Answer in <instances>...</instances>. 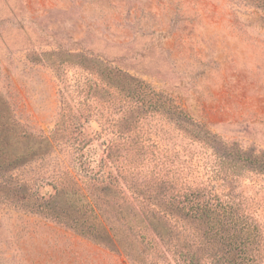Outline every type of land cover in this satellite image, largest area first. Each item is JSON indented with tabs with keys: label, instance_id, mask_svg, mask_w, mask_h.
Returning a JSON list of instances; mask_svg holds the SVG:
<instances>
[{
	"label": "rangeland",
	"instance_id": "obj_1",
	"mask_svg": "<svg viewBox=\"0 0 264 264\" xmlns=\"http://www.w3.org/2000/svg\"><path fill=\"white\" fill-rule=\"evenodd\" d=\"M109 69L161 96L134 97L150 158L170 159L182 188L259 208L264 223V0H0L1 121L18 146L82 115L85 138L108 128L101 139L125 154L109 130L122 107ZM52 151L0 160V264H156L125 232L95 239L60 217L48 184L67 161ZM36 193L45 201L30 206Z\"/></svg>",
	"mask_w": 264,
	"mask_h": 264
},
{
	"label": "trees",
	"instance_id": "obj_2",
	"mask_svg": "<svg viewBox=\"0 0 264 264\" xmlns=\"http://www.w3.org/2000/svg\"><path fill=\"white\" fill-rule=\"evenodd\" d=\"M108 72L110 96L118 94L122 105L121 125L116 131L111 125L109 130L123 143H130L125 154L112 139H101L108 128L85 138L82 115L69 118L66 124L57 122L49 135L31 137L28 147H20L9 138L7 123L1 121L7 111L0 109V160L5 156L14 167L51 149L61 153L67 165L48 184L53 190L48 200L57 202L60 217L76 218L82 233L86 224L87 235L95 239L101 231L120 242L118 233L125 232L144 245L156 264H264V223L256 216L259 208L251 209L229 194L220 198L210 191L180 187L171 160L164 161L160 153H153L151 159L145 134L139 135L137 126L147 111L134 99L136 91L161 96L126 73H120L116 81L118 69ZM63 135L69 139L63 141ZM138 165L145 167L141 173ZM35 195L26 201L37 207L45 200ZM107 220L117 223L121 231L107 227Z\"/></svg>",
	"mask_w": 264,
	"mask_h": 264
}]
</instances>
